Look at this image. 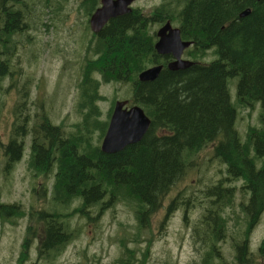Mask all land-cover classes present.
Listing matches in <instances>:
<instances>
[{"label":"trees","instance_id":"16d2710c","mask_svg":"<svg viewBox=\"0 0 264 264\" xmlns=\"http://www.w3.org/2000/svg\"><path fill=\"white\" fill-rule=\"evenodd\" d=\"M69 1L37 0L34 9L35 0H0V79L10 67L15 37L36 28L39 17L48 15L43 10H60ZM74 1L88 18L100 5V0ZM246 9L250 13L239 18ZM167 20H177L181 39L192 43L184 52L192 62L187 69L169 71L171 57L159 56L154 49L153 27ZM208 55L214 56L210 62L199 61ZM155 65L163 66L158 78L139 82L138 74ZM229 78H237L234 103L227 88ZM109 84L128 85L130 104L140 106L150 120L142 140L116 154L101 153L90 141L92 129L100 130L101 140L104 137L113 106L108 121H100L97 103L104 98L98 91ZM76 88L81 119L74 133L65 135L44 114L27 131L24 124L31 121L17 110L12 135L2 146L8 171L22 156L23 138L30 136L29 168L53 175L50 198L56 208L31 214L43 222L39 258L54 259L75 237L68 222L74 213L89 218L92 208L102 213L125 202L133 208L138 230L145 228L194 156L212 144L213 157L225 167V176L196 200L205 211L195 228L200 231L194 241L197 258L189 264H231L225 263L217 243L224 236L225 210L233 205L237 182L243 183L248 198L240 205L246 238L235 243V264H250L247 230L264 214V0H163L150 15L132 8L110 20L99 34L91 32ZM255 103L262 107L259 125L248 127L242 141L234 128L236 109ZM74 203L77 208L71 214L58 212L57 206L68 208ZM175 209L170 202L165 215ZM23 217L22 209L2 202L0 193V223ZM123 251L120 262L131 264L133 250L124 246ZM148 252V248L141 252L137 264H145Z\"/></svg>","mask_w":264,"mask_h":264},{"label":"rangeland","instance_id":"374dc122","mask_svg":"<svg viewBox=\"0 0 264 264\" xmlns=\"http://www.w3.org/2000/svg\"><path fill=\"white\" fill-rule=\"evenodd\" d=\"M161 1L138 0L132 8H139L145 15H150ZM35 2L33 8L37 9V0ZM79 5V2L70 0L60 10H43L48 15L39 17L36 28L15 37L10 67L0 79L1 201L15 203L24 212V217L19 220L0 223V264H123L120 261L124 258V246L134 252L131 264H137L146 248L149 252L145 264H189L197 258L198 246L194 241L200 231L195 228L200 225L199 219L205 211L196 200L202 191L225 176V167L213 157L212 144L194 156L191 167L175 184L145 228L138 230L133 208L125 202H118L102 213L92 208L91 219L78 213L69 217V229L76 235L58 256L50 261L38 256L43 222L31 214H38L39 210L52 212L56 208L50 198L53 175L29 168L30 136L23 138L22 156L8 171L4 170L2 146L12 135L17 110L23 118L31 121L29 125L28 122L24 124L27 131L44 114L50 123L61 127L65 135L75 132L74 125L81 119L76 107V84L84 46L91 34L89 18ZM171 24L177 27V20ZM160 26L155 25L153 30L156 32ZM213 58L208 55L199 61L208 63ZM183 59H186L184 55ZM236 83L237 78L227 79L231 103L236 100ZM98 93L104 98L97 103L102 122L108 121V112L115 101L131 102L128 85H102ZM236 111L234 128L243 141L248 127L259 125L262 107L255 103L250 108H237ZM90 141L98 146L101 144L100 130H91ZM242 184L235 183L237 190H234L233 205L225 210L224 236L217 243L225 256V263L235 264V243L246 238V217L240 205L247 200L248 193L241 189ZM170 202L176 205V209L165 215ZM75 208L76 203L68 208L57 206L61 214H71ZM247 247L251 251L250 264H263L264 214L247 230Z\"/></svg>","mask_w":264,"mask_h":264},{"label":"water","instance_id":"95a60500","mask_svg":"<svg viewBox=\"0 0 264 264\" xmlns=\"http://www.w3.org/2000/svg\"><path fill=\"white\" fill-rule=\"evenodd\" d=\"M136 0H100L99 7L90 16L88 25L93 34H99L103 27L113 19L129 14ZM262 1V0H257ZM250 13L249 9L242 11L239 18ZM154 49L159 56L171 57L166 68L169 71H181L192 65L183 59L184 52L192 46L189 41L181 39L178 27H173L167 20L155 32ZM162 65H155L138 74L141 83L156 80L162 70ZM128 100L115 101L108 121L100 151L104 154H116L130 145L139 143L150 126V120L138 105H128Z\"/></svg>","mask_w":264,"mask_h":264},{"label":"flooded vegetation","instance_id":"af4514ba","mask_svg":"<svg viewBox=\"0 0 264 264\" xmlns=\"http://www.w3.org/2000/svg\"><path fill=\"white\" fill-rule=\"evenodd\" d=\"M137 1H138V0H136L134 3H136ZM162 1H163V0H162ZM162 1L159 2V4L162 3ZM134 3H133V4H134ZM162 25H163V24H162ZM162 25H161V26H162ZM161 26H160V27H161ZM129 105H130V103H129ZM99 149H100V145H99Z\"/></svg>","mask_w":264,"mask_h":264}]
</instances>
